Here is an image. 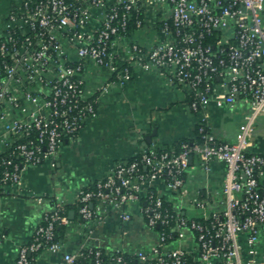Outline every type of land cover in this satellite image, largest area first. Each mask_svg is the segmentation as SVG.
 <instances>
[{
    "label": "built area",
    "instance_id": "2783aa9c",
    "mask_svg": "<svg viewBox=\"0 0 264 264\" xmlns=\"http://www.w3.org/2000/svg\"><path fill=\"white\" fill-rule=\"evenodd\" d=\"M133 66L187 88L195 113L217 90L219 105L249 103L236 141L215 135L201 115L196 137L179 151L148 148L79 190L74 219L56 200L15 264H264V152L251 151L264 117V0H13L0 22V193L22 186L30 166H55L64 142L97 116L100 95L129 80ZM95 68L106 76L90 87ZM196 156L207 173L213 160L225 164L220 190L190 194ZM134 202L155 244L104 248L100 232L128 226ZM184 205L200 215L188 217ZM70 234L79 239L75 252L64 247Z\"/></svg>",
    "mask_w": 264,
    "mask_h": 264
},
{
    "label": "crops",
    "instance_id": "0c3cea01",
    "mask_svg": "<svg viewBox=\"0 0 264 264\" xmlns=\"http://www.w3.org/2000/svg\"><path fill=\"white\" fill-rule=\"evenodd\" d=\"M12 1L7 5L5 16ZM144 38L151 41V36ZM105 76L103 70H91L87 74L89 86L103 82ZM218 92L202 113H195L189 107L187 88L171 85L165 72L133 66L129 80L124 84L115 82L108 92L100 95L97 116L86 121L75 138L64 142L55 166L51 161L30 166L22 186H8L0 193V232L4 235L0 243V264H15L19 245L31 239L43 212L52 209L56 200L65 206L77 207L79 190L104 178L117 162L127 161L148 148H173L183 139L193 140L201 115L206 117L215 135L225 141H236L250 104L238 101L233 107L219 105ZM251 151L264 152L262 135L255 134ZM225 170L223 162L213 160L207 173L198 157H193L186 174L190 194L200 193L203 197L208 191L220 190ZM216 206L211 204L208 208ZM128 211L132 222L125 226L126 230L122 225L111 223L100 232L104 248L120 247L134 252L155 244L156 234L146 226L139 202L132 203ZM183 212L188 217L201 213L191 205H184ZM75 216L76 212L72 219ZM78 240L75 234L66 236L65 250L77 251ZM181 243L193 247L191 241ZM259 247L260 259L264 262V236Z\"/></svg>",
    "mask_w": 264,
    "mask_h": 264
},
{
    "label": "trees",
    "instance_id": "16d2710c",
    "mask_svg": "<svg viewBox=\"0 0 264 264\" xmlns=\"http://www.w3.org/2000/svg\"><path fill=\"white\" fill-rule=\"evenodd\" d=\"M197 129H198V126H197ZM197 129H196V131H197ZM192 141H193L192 139H183V140H181V141H179V142H177V143L175 144V149H176L177 151H179V150H180V147H181V144H182L183 142H192ZM139 157H140V155L137 154V155L133 156L132 158L128 159L127 161H133V160L138 159ZM86 188H90V186H88V187H86ZM65 208H66V210H67L68 213H69L72 209L77 210V207H76V206H68V205H66ZM198 219H199V218H198ZM64 236H65V230H64V227H63V226L58 227V228H57V239L63 238Z\"/></svg>",
    "mask_w": 264,
    "mask_h": 264
},
{
    "label": "rangeland",
    "instance_id": "374dc122",
    "mask_svg": "<svg viewBox=\"0 0 264 264\" xmlns=\"http://www.w3.org/2000/svg\"><path fill=\"white\" fill-rule=\"evenodd\" d=\"M9 1L10 0H0V18L5 17V12ZM257 134L264 137V117H261L257 122L256 136Z\"/></svg>",
    "mask_w": 264,
    "mask_h": 264
},
{
    "label": "water",
    "instance_id": "95a60500",
    "mask_svg": "<svg viewBox=\"0 0 264 264\" xmlns=\"http://www.w3.org/2000/svg\"><path fill=\"white\" fill-rule=\"evenodd\" d=\"M192 160H193V158L190 157V158H189V162H190V164H192ZM91 206H92V205H91ZM74 214H75V211H71V212H70V217L72 218V216H74Z\"/></svg>",
    "mask_w": 264,
    "mask_h": 264
}]
</instances>
